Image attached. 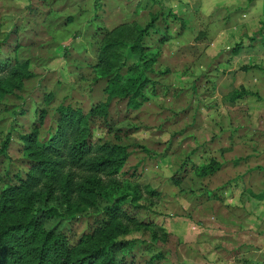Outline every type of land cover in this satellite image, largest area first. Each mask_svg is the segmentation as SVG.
I'll list each match as a JSON object with an SVG mask.
<instances>
[{
  "label": "rangeland",
  "instance_id": "obj_1",
  "mask_svg": "<svg viewBox=\"0 0 264 264\" xmlns=\"http://www.w3.org/2000/svg\"><path fill=\"white\" fill-rule=\"evenodd\" d=\"M233 3L0 0V190L30 164L22 137L46 139L58 107H72L91 142L125 147L118 176L142 188L136 201L118 204L148 225L105 232L98 241L110 244L111 257L262 264L264 0H242L230 14L240 1ZM122 22L150 25L136 51L125 48V66L107 73L98 48ZM113 75L133 76L132 84L146 78L135 104L107 89ZM62 202L43 192L32 200L42 227L70 246L110 220L103 199L71 206V214ZM50 206L59 208L42 211Z\"/></svg>",
  "mask_w": 264,
  "mask_h": 264
},
{
  "label": "trees",
  "instance_id": "obj_2",
  "mask_svg": "<svg viewBox=\"0 0 264 264\" xmlns=\"http://www.w3.org/2000/svg\"><path fill=\"white\" fill-rule=\"evenodd\" d=\"M148 25L150 22L144 26L122 22L107 30L98 48L97 66L107 73L119 72L125 66V48L136 51ZM4 66L0 64V70ZM133 80V76H128L119 82L113 75L106 87L122 96L128 94V102L135 104V96L146 78L132 84ZM82 120L78 109L60 106L49 137L37 140L36 131L22 137L30 164L18 183L0 190V264H125L122 256L114 259L109 255L110 244H100L98 239L107 231L148 225L138 222L118 204L127 196L136 201L142 193L138 183L118 176L127 156L125 147L91 142ZM146 191L154 193L152 189ZM36 192L62 197L70 214L71 206L103 199L110 220L82 233L77 244L70 246L63 233L42 227L38 208L32 203ZM132 205L138 206L139 202ZM58 208L41 209L52 213Z\"/></svg>",
  "mask_w": 264,
  "mask_h": 264
},
{
  "label": "crops",
  "instance_id": "obj_3",
  "mask_svg": "<svg viewBox=\"0 0 264 264\" xmlns=\"http://www.w3.org/2000/svg\"><path fill=\"white\" fill-rule=\"evenodd\" d=\"M227 1L229 3H233V2L235 3L236 0H227ZM239 1H240V4H239V6L237 8H236L235 4L233 3L234 6H233V8L231 7L232 10L229 12L230 14H232V11L233 12H236V11L242 10V7L241 6L244 5V3H242V0H239ZM225 5L227 6V4H225Z\"/></svg>",
  "mask_w": 264,
  "mask_h": 264
}]
</instances>
